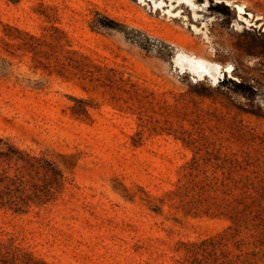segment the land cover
I'll return each mask as SVG.
<instances>
[{
    "label": "rangeland",
    "instance_id": "rangeland-1",
    "mask_svg": "<svg viewBox=\"0 0 264 264\" xmlns=\"http://www.w3.org/2000/svg\"><path fill=\"white\" fill-rule=\"evenodd\" d=\"M155 1L0 0V264H264V0Z\"/></svg>",
    "mask_w": 264,
    "mask_h": 264
},
{
    "label": "bare ground",
    "instance_id": "bare-ground-1",
    "mask_svg": "<svg viewBox=\"0 0 264 264\" xmlns=\"http://www.w3.org/2000/svg\"><path fill=\"white\" fill-rule=\"evenodd\" d=\"M168 1L163 0L160 3H157V1H155L154 6L156 7L161 6L162 3L166 2L165 5L162 6V9L171 7L172 10L169 12H172L179 7V6H174L173 0H168ZM176 1L179 2V0ZM186 2L190 3L191 6L194 8V2H190V0H186ZM238 12L239 14L241 13L240 8ZM174 62L180 68L187 69V71L189 70L190 73L192 72L193 76L195 77L197 76L199 77V79H202L203 77H210L211 80H215L221 68V66L217 63L208 61L204 58L197 57L193 54H187L185 52L179 53L178 56L174 59Z\"/></svg>",
    "mask_w": 264,
    "mask_h": 264
},
{
    "label": "trees",
    "instance_id": "trees-1",
    "mask_svg": "<svg viewBox=\"0 0 264 264\" xmlns=\"http://www.w3.org/2000/svg\"><path fill=\"white\" fill-rule=\"evenodd\" d=\"M236 85H241V81H238L237 83H235ZM1 180V179H0ZM6 195H9V193H6V192H2L0 191V204H6V203H9V204H18V203H21L19 201H23L22 198L18 197V199H8V200H2L3 197H5Z\"/></svg>",
    "mask_w": 264,
    "mask_h": 264
}]
</instances>
